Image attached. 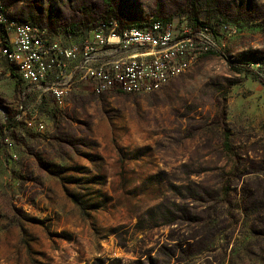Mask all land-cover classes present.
Returning <instances> with one entry per match:
<instances>
[{"label": "rangeland", "instance_id": "374dc122", "mask_svg": "<svg viewBox=\"0 0 264 264\" xmlns=\"http://www.w3.org/2000/svg\"><path fill=\"white\" fill-rule=\"evenodd\" d=\"M1 1L58 31L171 22L188 63L64 102L0 64V264H264V0Z\"/></svg>", "mask_w": 264, "mask_h": 264}, {"label": "built area", "instance_id": "2783aa9c", "mask_svg": "<svg viewBox=\"0 0 264 264\" xmlns=\"http://www.w3.org/2000/svg\"><path fill=\"white\" fill-rule=\"evenodd\" d=\"M178 36L171 22L157 19L123 30L111 20L85 32L54 31L9 18L0 0V64L19 75L22 98L64 102L80 88L94 94L155 92L186 60L179 54L186 53V39Z\"/></svg>", "mask_w": 264, "mask_h": 264}, {"label": "trees", "instance_id": "16d2710c", "mask_svg": "<svg viewBox=\"0 0 264 264\" xmlns=\"http://www.w3.org/2000/svg\"><path fill=\"white\" fill-rule=\"evenodd\" d=\"M107 4H110L111 3V0H105ZM196 21H198V18H196ZM103 22V21H102ZM95 25H91V27H93ZM91 27H88L91 28ZM51 29V28H50ZM69 29H71V31H74V32H80L82 31L80 25L78 23L74 24V25H70L68 27H65L64 29H61L60 31H68ZM51 30H54V31H58V29H51ZM238 70H242V71H245L246 73L248 74H252L255 78H261L260 74L257 72L256 69L250 67V66H242L241 68L240 67H237ZM263 80V79H261ZM264 82V81H262Z\"/></svg>", "mask_w": 264, "mask_h": 264}, {"label": "bare ground", "instance_id": "6f19581e", "mask_svg": "<svg viewBox=\"0 0 264 264\" xmlns=\"http://www.w3.org/2000/svg\"><path fill=\"white\" fill-rule=\"evenodd\" d=\"M187 63H188V60H185L184 64L180 66L178 70H176V77L179 76L185 70Z\"/></svg>", "mask_w": 264, "mask_h": 264}]
</instances>
